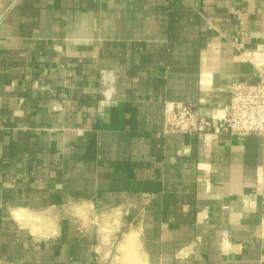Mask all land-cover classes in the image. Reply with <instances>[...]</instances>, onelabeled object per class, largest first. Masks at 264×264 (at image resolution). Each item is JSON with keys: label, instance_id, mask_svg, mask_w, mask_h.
I'll use <instances>...</instances> for the list:
<instances>
[{"label": "crops", "instance_id": "1", "mask_svg": "<svg viewBox=\"0 0 264 264\" xmlns=\"http://www.w3.org/2000/svg\"><path fill=\"white\" fill-rule=\"evenodd\" d=\"M247 52L264 0H0V262L264 264V137L164 132Z\"/></svg>", "mask_w": 264, "mask_h": 264}, {"label": "built area", "instance_id": "2", "mask_svg": "<svg viewBox=\"0 0 264 264\" xmlns=\"http://www.w3.org/2000/svg\"><path fill=\"white\" fill-rule=\"evenodd\" d=\"M245 57L256 67L254 85L233 84L230 102L208 114L201 113L192 102L165 101L164 132L201 135L218 129L226 134L264 137V56L247 52Z\"/></svg>", "mask_w": 264, "mask_h": 264}, {"label": "bare ground", "instance_id": "3", "mask_svg": "<svg viewBox=\"0 0 264 264\" xmlns=\"http://www.w3.org/2000/svg\"><path fill=\"white\" fill-rule=\"evenodd\" d=\"M17 216H19L18 214H16ZM18 218V217H17ZM130 241V240H129Z\"/></svg>", "mask_w": 264, "mask_h": 264}]
</instances>
